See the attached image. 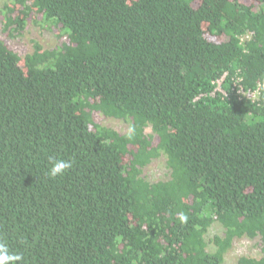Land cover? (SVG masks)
I'll return each instance as SVG.
<instances>
[{"label":"trees","instance_id":"16d2710c","mask_svg":"<svg viewBox=\"0 0 264 264\" xmlns=\"http://www.w3.org/2000/svg\"><path fill=\"white\" fill-rule=\"evenodd\" d=\"M0 24L58 39L21 56L0 38V243L15 264H224L243 237L262 255L236 264H264V0H9ZM162 155L170 177L151 182ZM50 156L72 166L52 178Z\"/></svg>","mask_w":264,"mask_h":264},{"label":"rangeland","instance_id":"374dc122","mask_svg":"<svg viewBox=\"0 0 264 264\" xmlns=\"http://www.w3.org/2000/svg\"><path fill=\"white\" fill-rule=\"evenodd\" d=\"M9 0H0V7H3ZM0 24V38L3 39L9 48L24 56L33 51L34 43L40 42L45 48L56 46L57 37L53 32L44 30L35 25H29L22 36L8 37L2 30ZM97 123L114 128L121 133L129 131V124L123 119L106 117L100 113L94 115ZM171 170L167 165V156L162 155L154 159L149 165L143 168V176L151 181L167 180L170 177ZM223 227L219 223H215L207 235L209 250L215 251L212 239L216 235H223ZM260 237L256 238H237L231 248L225 255L224 264H236L242 256L260 257L262 255Z\"/></svg>","mask_w":264,"mask_h":264},{"label":"clouds","instance_id":"9594fccd","mask_svg":"<svg viewBox=\"0 0 264 264\" xmlns=\"http://www.w3.org/2000/svg\"><path fill=\"white\" fill-rule=\"evenodd\" d=\"M49 164L51 167L49 168L48 175L52 178H56L57 176H62L65 172L72 166L71 161L57 159L55 157H49ZM187 216L181 215V221H187ZM22 259V256L19 254H9L7 245L4 243H0V264H8L9 261L15 264L16 261Z\"/></svg>","mask_w":264,"mask_h":264}]
</instances>
